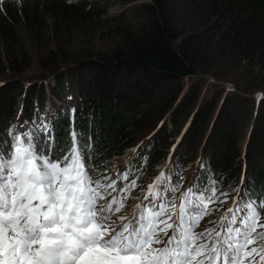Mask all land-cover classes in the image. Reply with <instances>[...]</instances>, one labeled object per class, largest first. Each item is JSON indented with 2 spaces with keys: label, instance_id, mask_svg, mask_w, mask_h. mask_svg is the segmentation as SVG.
I'll use <instances>...</instances> for the list:
<instances>
[{
  "label": "trees",
  "instance_id": "obj_1",
  "mask_svg": "<svg viewBox=\"0 0 264 264\" xmlns=\"http://www.w3.org/2000/svg\"><path fill=\"white\" fill-rule=\"evenodd\" d=\"M116 1L136 2L138 16L147 18L145 24L138 29L128 23L113 21L107 27L108 37H111L110 48L101 57L81 59L75 67L60 70L57 66L66 59L63 54L59 55L61 48L57 50L58 58L54 54L47 56L40 66L49 70L53 83L43 80L24 85L21 81L10 80L0 84V139L13 128L17 132H39L47 128L53 146L59 143L61 148H70L69 133L75 130L79 147L83 149L90 145L88 151L93 153L91 163L96 170L93 179L107 176L110 180H117L116 188L119 189L132 179L137 181V185L142 184V167L149 169L164 155L162 148L171 136L173 125L182 116L174 113L184 103L182 100L173 108L164 102L155 103L153 109L157 110L150 117L153 133L147 142L150 148L140 147L138 153L144 150L141 156L136 152L130 156L127 169L122 170L128 172L129 179L121 182L117 179L121 171L117 173L109 169V164L114 155H120L125 148L135 144L142 130L127 122L136 108L129 104V96L139 94L147 106L154 103L160 94L156 82L181 84L187 75L198 71L216 72L218 69L236 74L247 69L251 78L259 81V85L254 87H264V0ZM1 8L0 4V40L9 52L12 64H17L18 57L22 60L27 57L24 52L14 51L16 46H22L23 39L7 8L6 16H3ZM104 12V8L92 0H19V14L26 29L35 33L39 30L38 24L49 19L47 27L65 49L69 45L64 41L66 33L74 32L81 38L102 33L106 25L101 23L100 17ZM10 69L18 72L21 68L16 65ZM97 75L106 80L99 79ZM143 80L147 83L143 84ZM66 87L73 90L72 104L64 109L55 108L57 113L50 119L44 117L41 112L48 98L52 106L68 103L64 100ZM121 101H124L122 105ZM193 102L189 99L187 106L182 108L187 109ZM205 105L206 102L196 106L188 127L175 146V162L185 164L186 159L193 156L191 152L197 150L201 140L197 135L204 130L214 111L213 101ZM225 110L218 108L212 129L204 139L203 165L197 169L196 179L191 180V185L183 192L177 189L169 203L172 201L173 204L178 199L177 194L182 198L189 187L199 186L201 181L205 187L217 189L219 182L224 185L230 183L235 188L241 173L244 181L241 194L246 192V199L257 202L264 198V148H260L264 138L259 144L260 130H251L242 150L245 163L239 152L229 157V152L236 150L242 129L239 126L234 129L231 122L225 123L220 119L219 115ZM158 119L161 122L157 123ZM196 122L198 132L193 126ZM182 144L185 145L179 152ZM183 178L178 176L173 180L176 188ZM125 194L112 192L111 198L106 196L104 201L107 203L113 196L123 199ZM213 206L216 203L210 204L209 209ZM260 223H264V215ZM263 245L264 239H261L258 245L253 246Z\"/></svg>",
  "mask_w": 264,
  "mask_h": 264
},
{
  "label": "snow or ice",
  "instance_id": "obj_2",
  "mask_svg": "<svg viewBox=\"0 0 264 264\" xmlns=\"http://www.w3.org/2000/svg\"><path fill=\"white\" fill-rule=\"evenodd\" d=\"M50 137L47 128H13L0 139V264H264V246H253L264 239V198L246 199L237 189L242 202L233 200L219 230L196 232L219 200L217 189L201 181L170 205L162 193L177 189L161 172L139 214L116 216L126 196L101 202L137 181L117 189L107 176L94 180L90 145L80 148L75 130L70 148L53 146ZM117 179L127 181L128 172Z\"/></svg>",
  "mask_w": 264,
  "mask_h": 264
},
{
  "label": "rangeland",
  "instance_id": "obj_3",
  "mask_svg": "<svg viewBox=\"0 0 264 264\" xmlns=\"http://www.w3.org/2000/svg\"><path fill=\"white\" fill-rule=\"evenodd\" d=\"M92 1L104 8L105 12L100 17V19L101 23L105 24L106 27L102 33H98L95 36H90L88 38H81L74 32L66 33L67 37L64 41L68 42L69 45L68 48L65 49L63 46H61L58 37H55L50 32V28L47 27L49 25V19L43 20L41 24H38L39 30L37 32H30L26 29L25 24L21 20L19 14V0H3V3L1 4V12L3 13V16H6L5 13L8 10V12L11 14L12 19H10L13 22V25L16 27L23 39L22 46H16L14 51L24 52L27 57H25V60H22L20 57H18L17 64H12L11 57L8 54L9 52H6L0 40V84L6 83L10 80L21 81L24 85H29L43 80L53 83V76L47 72L49 70L42 69L40 66L41 61L47 56L51 54H54L56 58L62 54L66 56V59L62 61V64L57 65L59 66L60 70L65 67H75L80 64L79 61H81V59L88 56L101 57L100 55L105 53L106 50L110 48L111 37H108L107 27L113 21L128 23L139 29L143 26V24H145L147 20L146 17L138 16L139 11H136L135 8L136 2L124 3V1L116 0ZM45 24L47 25L45 26ZM60 48L62 50L59 54L57 50ZM16 65L18 68H21L20 71H11V66L14 67ZM50 69H53V67ZM86 73L89 74V72ZM44 74L47 75L43 76ZM97 77L99 79L105 78H102L99 75H97ZM133 79H135V77H133ZM182 80L183 81H181V84L176 83L175 81H170L169 83H166V85H164L165 82H156L158 84L160 94L157 95L154 103H147V106L144 105L143 99L139 94L128 97L129 104L136 108L133 107V112L129 116L127 122H129L131 125H137L139 128H142V130L138 135L139 137L135 144L125 148L120 155H114L112 157L111 163L109 164V169H112L117 173L127 169L126 163L132 154L135 152L137 156H141V154H143L144 150L138 153L140 147H143L146 150L150 148V145L147 144V142H149L148 140L153 133L151 130L153 124L150 122V117L152 112L157 110L153 109L155 103L164 102L167 103L168 106L171 105V108H173L175 104L177 105L182 100L184 103L179 105V109L174 113L175 116H179V114L182 116L178 123L174 125L170 124L174 127L172 129V133L170 132L171 136L168 139L167 144L162 148L164 155L149 169H146V166L142 167L143 170L140 172L142 184L137 185L135 188H130L126 192L124 197L126 196L127 198L123 201L125 207L120 213H116V216H131L133 213L139 214L142 209L138 208L137 206L147 203L144 200V197L147 194L148 185L152 184L161 172L165 173V184L167 187L174 185L173 180H175L176 177H184L183 182L179 187L177 186L176 188L178 189V192L181 189L183 192L189 185H191V180L193 181L196 179L197 169L203 165L204 153L202 144L204 143L205 137L208 136L210 129H212V124L218 115L217 110L219 107H221V110L226 109L224 114L222 113L219 115L220 119L226 121L225 123L231 122L234 129L237 126L242 129L240 131L242 137L236 146V150L230 151L229 157H231V155L235 156L237 152H239L241 153L243 163H245L242 150L244 151L246 140L251 130H260V133L258 134L260 135L259 144L264 138V87H254L259 85V81L251 78L249 70L244 69L237 74L223 71L222 69H218L216 72L198 71L192 75L185 76ZM142 82L143 84L147 83L145 80ZM149 83L152 84V82ZM73 99V90L70 87H66L64 100L68 101V103L62 106H58L56 103V105L52 106V101L48 98L46 102L48 100L49 101L41 113L44 114V117L50 119L51 116L56 115L57 113L55 108L64 109L69 107L72 104ZM189 99L194 100L192 106L188 107L187 109L186 107L182 108V106H187ZM169 100H172V103ZM229 100L230 102H228ZM211 101H213L212 108H214V111L212 116L208 119V123L204 130L200 132L197 129L198 122L194 123L193 125L194 129H196L197 132L199 131V134L197 135L198 139H201L197 150H195L194 153L191 152L193 156L187 158L185 164L184 162H175L174 158L177 151L175 146L179 142L182 133L188 127L191 117L195 112L196 106L205 102V106H207V102ZM122 103H124V101H121L120 105H122ZM159 122H161L160 119L157 120V123ZM257 124L258 126L256 127ZM184 145L185 144L180 145L178 148L179 152L183 150ZM263 146L264 144H261L260 148H264ZM261 151L263 150L261 149ZM239 157L236 160H238ZM113 177L114 176H111V178ZM242 178L243 173H241L239 179L236 181L235 188L234 185L230 183H228V185H224L223 183L219 182L217 183V196L219 197V200L216 202V206H213L210 209L211 214L206 215L201 220L199 226L195 229L196 232H202L207 228H216L219 230V222L221 217L227 212V209L230 207H235L233 200L235 199L238 202H242L236 191L237 189L241 191L243 186ZM221 193H226L227 195H220ZM173 194H175V192L162 193L168 202L170 201L169 197H172ZM177 196L178 194L176 195V198L178 199L175 201V204H179L181 201V197L179 198ZM219 201L226 202L220 203ZM169 204L171 205V203Z\"/></svg>",
  "mask_w": 264,
  "mask_h": 264
}]
</instances>
